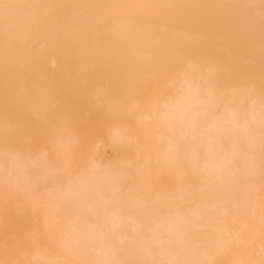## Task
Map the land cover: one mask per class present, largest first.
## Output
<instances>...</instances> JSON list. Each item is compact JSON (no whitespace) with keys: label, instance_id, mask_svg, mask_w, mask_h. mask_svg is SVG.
<instances>
[{"label":"bare ground","instance_id":"obj_1","mask_svg":"<svg viewBox=\"0 0 264 264\" xmlns=\"http://www.w3.org/2000/svg\"><path fill=\"white\" fill-rule=\"evenodd\" d=\"M0 264H264V0H0Z\"/></svg>","mask_w":264,"mask_h":264},{"label":"rangeland","instance_id":"obj_2","mask_svg":"<svg viewBox=\"0 0 264 264\" xmlns=\"http://www.w3.org/2000/svg\"><path fill=\"white\" fill-rule=\"evenodd\" d=\"M97 149H98V155H102L103 149H102V146L100 144L97 145ZM108 151H109V153H108ZM106 153L108 156L112 155V151L109 149L106 150Z\"/></svg>","mask_w":264,"mask_h":264}]
</instances>
